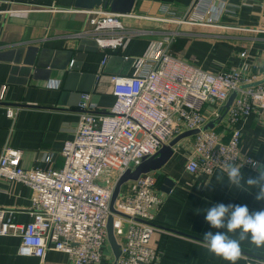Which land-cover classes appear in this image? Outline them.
<instances>
[{"label":"crops","instance_id":"crops-1","mask_svg":"<svg viewBox=\"0 0 264 264\" xmlns=\"http://www.w3.org/2000/svg\"><path fill=\"white\" fill-rule=\"evenodd\" d=\"M196 1L136 0L130 15H110L121 27L96 30L92 19L103 16L78 10L75 0H0V157L10 146L22 150L25 168L42 167L49 153L53 167H62V149L78 124L81 93L90 92L98 109L109 110L115 101L110 76L132 75L135 61L159 41L170 42L175 57L213 73L248 60L251 76L263 79L264 0H203L206 7L200 9L194 7ZM219 4L225 11L213 16L211 6ZM101 9L111 12L96 10ZM120 37L122 45L112 48ZM31 46L37 51L29 64ZM245 51L247 57H242ZM7 107L18 110L15 119L7 116ZM236 127L242 131L241 153L264 160V110L240 119ZM192 141L182 140L156 171L163 203L150 241L158 254L155 264H230L202 247L204 233L224 230L211 228L206 214L197 209L224 203L256 211L264 209V201L255 199V190L230 189L226 176L224 184L216 183L220 171L210 176L190 173L186 165ZM242 172L245 179L256 175L248 167ZM209 182L211 188L202 186ZM31 197L32 190L23 183L0 179V220L16 226L28 223ZM20 242L17 234L0 235V264H74L53 249L44 260L22 256ZM108 253L98 264L114 263ZM249 256L264 258V248L244 242L236 264H246L253 259Z\"/></svg>","mask_w":264,"mask_h":264},{"label":"built area","instance_id":"built-area-1","mask_svg":"<svg viewBox=\"0 0 264 264\" xmlns=\"http://www.w3.org/2000/svg\"><path fill=\"white\" fill-rule=\"evenodd\" d=\"M202 3L197 0L194 7L205 8ZM211 11H216L213 16H221L225 8L219 4L211 6ZM87 12L103 16L92 19L96 30L121 27L111 12ZM122 43L123 38H117L111 47ZM242 57H247L246 51ZM107 59L105 56L103 66ZM250 70L251 64L245 60L229 70L205 71L175 57L170 42L159 41L135 61L132 75L110 76L115 101L109 110L98 109L90 92L81 93L78 124L74 137L62 149V167H53V154L49 153L42 167L25 168L22 150L4 147L0 179L28 186L32 205L31 220L24 225L0 220V235L17 234L22 256L44 260L53 249L67 254L74 264L100 263L108 242L113 189L127 169L136 168L177 135L193 129L200 131L188 137L193 138L186 165L190 173L210 176L224 163L244 164L252 158L241 153L242 131L236 127L240 119L264 110V83L243 87L261 80L251 76ZM235 91L237 96L225 113V104ZM17 112L6 108L9 118L15 119ZM213 120L217 122L213 129L202 130ZM162 203L156 171L122 186L115 208L125 216L114 214L121 249L116 264H155L158 254L150 241ZM253 259L246 264H264V260Z\"/></svg>","mask_w":264,"mask_h":264},{"label":"clouds","instance_id":"clouds-1","mask_svg":"<svg viewBox=\"0 0 264 264\" xmlns=\"http://www.w3.org/2000/svg\"><path fill=\"white\" fill-rule=\"evenodd\" d=\"M245 164L256 172L254 177L245 179L242 172ZM225 176L230 189L249 193L255 190V199L264 201V160L248 158L244 164L224 163L215 177L216 183L224 184ZM202 186L211 188L213 185L209 182ZM196 212L206 214L205 220L211 228L224 230L203 234L202 247L214 256L236 264L242 255L244 242L258 249L264 248V209L250 211L247 205L218 203L209 208L197 209Z\"/></svg>","mask_w":264,"mask_h":264},{"label":"water","instance_id":"water-1","mask_svg":"<svg viewBox=\"0 0 264 264\" xmlns=\"http://www.w3.org/2000/svg\"><path fill=\"white\" fill-rule=\"evenodd\" d=\"M136 0H75L74 6L78 10H83V11H94L96 9H99L103 7L104 9H110L111 13H117V14H122V15H130V13L133 10V7L135 5ZM107 11V10H104ZM37 48L36 47H29L28 48V55H27V60L26 63L32 64V59L34 57V53H36ZM117 53V51H115ZM261 83H264V78L249 85H244L243 87H254L257 86ZM237 96V92H233L228 101L225 104V113L228 112L230 107L233 104L234 99ZM217 122L216 121H210L208 124H206L202 130H209L213 129L216 126ZM200 129H193V130H187L179 135H177L173 140L169 142V144L164 145L159 152L151 156L149 158L144 159L141 164H139L136 168L132 169L129 168L127 169L121 176L118 178L114 189L112 193V198L110 202V211L111 214L108 217V222H107V240L108 243L111 247V250L114 255V263L116 264L121 256V249H120V244L117 241V238L115 236L114 232V214L118 215H123L121 212H119L115 208V203L116 200L121 192L122 186L130 181L137 180L142 174L149 173L151 171H158L160 170L168 161L169 159L173 156L174 154V147L178 145L182 140L185 138L191 137L199 133ZM166 184H170L168 182V179L165 180ZM248 256V255H247ZM252 258H256L258 260H264L263 257H253L249 256Z\"/></svg>","mask_w":264,"mask_h":264},{"label":"rangeland","instance_id":"rangeland-1","mask_svg":"<svg viewBox=\"0 0 264 264\" xmlns=\"http://www.w3.org/2000/svg\"><path fill=\"white\" fill-rule=\"evenodd\" d=\"M127 184H128V182L123 185L124 188L127 186ZM105 252H109L108 254H112L113 255V252H112L111 247H110L108 242H107V245H106V248H105Z\"/></svg>","mask_w":264,"mask_h":264}]
</instances>
